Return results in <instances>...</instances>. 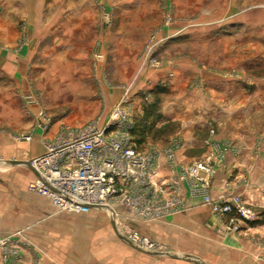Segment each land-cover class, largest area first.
Masks as SVG:
<instances>
[{
	"label": "crops",
	"instance_id": "obj_1",
	"mask_svg": "<svg viewBox=\"0 0 264 264\" xmlns=\"http://www.w3.org/2000/svg\"><path fill=\"white\" fill-rule=\"evenodd\" d=\"M42 9L43 0H0V93L4 94L0 102V124L4 126L0 129V157L12 162L16 160L18 165L41 153L44 143L51 141L63 129L49 124L48 116L39 120L35 114L31 132L19 135L13 130L12 79L25 76L36 53L45 54L40 49L35 52L41 36L39 30L46 22L43 21ZM53 26L54 21L50 18L48 28ZM73 48L77 50L76 45ZM64 51L67 53L65 49L52 48L48 53L63 57ZM172 51L164 54L165 58H160L168 60L164 65L157 68L145 66L138 76L136 95L138 98L146 95L144 98L150 103L151 99L155 100L151 96L155 93L151 91L153 87L165 86L162 93H155L167 96L158 103V122L173 121L180 126L181 159L191 160L206 151L209 143L213 142L230 141L238 146L239 154L227 152L218 164L210 191L214 196L240 194L257 213L255 223L249 226L241 224L242 229L237 233L222 231L220 222L209 208L199 200L190 199L185 211L134 222L144 234L167 247L160 253L148 252L126 242L103 209L91 208L88 212L78 213L56 211L46 198L29 192L26 187L33 173L28 167L26 180L20 178L14 182L17 196L12 198L15 197L18 212L11 216L0 212V234L20 232L27 241L32 237L38 245L36 248H23L19 264H205L206 251L202 248L205 240L212 242L219 255L230 261L251 263L246 253L254 248L251 234L255 231L264 233V149L257 155L253 153L256 138L251 132L254 111L264 107V79L253 87V83L246 79L223 78L216 72L202 73L200 66L189 63L185 54H181L178 60ZM134 54L124 53L123 60L132 61ZM190 73L198 75L201 88L186 87L192 77ZM5 78L8 82L1 90ZM20 94L24 100L19 103L21 107L17 115L22 120L28 117L31 100L23 88ZM121 94L117 91L110 97L106 95L107 103ZM21 135H30V138L24 139ZM30 195L33 196L31 202ZM0 264L14 262L3 261L0 256Z\"/></svg>",
	"mask_w": 264,
	"mask_h": 264
},
{
	"label": "rangeland",
	"instance_id": "obj_2",
	"mask_svg": "<svg viewBox=\"0 0 264 264\" xmlns=\"http://www.w3.org/2000/svg\"><path fill=\"white\" fill-rule=\"evenodd\" d=\"M41 14L47 26L45 22L39 30L41 36L35 52L40 49L45 54L36 53L25 76L12 79L13 130L19 135L31 132L35 114L39 120L48 116L49 124L57 128H64L66 124L79 127L90 121L101 123L126 92L133 121L141 123L138 132L132 133L138 148L166 145L180 136V126L173 121L158 122L160 116L152 114L158 108H145L146 95L138 98L135 89L145 66L164 65L168 60L160 58H165L163 55L171 50L178 60L185 54L189 63L200 66L202 73L216 72L223 78L246 79L253 87L264 79V0H43ZM50 18L54 21L53 28H48ZM52 48L65 49L67 53L64 51L63 57L48 53ZM123 52L135 53L134 59L124 61ZM191 74L186 87L201 88L198 75ZM6 82L5 78L1 90ZM21 88L28 91L31 100L28 117L22 120L17 115L19 103L24 100ZM117 91L122 92L120 97L107 103L106 95L110 97ZM151 96L157 104L167 97L155 93ZM3 99L4 94L0 93V102ZM155 100L151 99L150 103ZM253 115L251 132L256 141L252 149L257 155L264 149V107L255 110ZM3 127L0 124V129ZM220 143L238 147L230 141ZM204 152L191 160L202 157ZM19 164L23 165L0 157V212L6 216L18 212L15 197L12 198L17 196L14 182L20 178L26 180L30 168L28 164ZM29 198L31 202L33 196ZM104 213L117 230L112 214L107 210ZM135 221L132 225L143 233ZM251 235L254 248L246 251L252 260L250 264H262L264 233L255 231ZM28 243L32 248L38 247L32 237ZM202 248L206 251L205 264H237L219 255L208 240Z\"/></svg>",
	"mask_w": 264,
	"mask_h": 264
},
{
	"label": "built area",
	"instance_id": "obj_3",
	"mask_svg": "<svg viewBox=\"0 0 264 264\" xmlns=\"http://www.w3.org/2000/svg\"><path fill=\"white\" fill-rule=\"evenodd\" d=\"M125 92L103 122L65 126L41 153L27 158L33 177L27 190L46 198L56 211L88 212L85 204L104 205L118 233L134 247L148 252L167 248L138 231L134 220H154L185 211L188 200H199L220 222L219 229L237 232L241 223L257 219V213L238 193L212 195L211 180L227 152L238 153L229 143H209L202 157L180 158L179 137L164 146L143 150L135 143L133 116ZM29 139L30 135H21ZM71 199H70V198ZM28 241L20 232L0 234L3 261L19 264Z\"/></svg>",
	"mask_w": 264,
	"mask_h": 264
},
{
	"label": "trees",
	"instance_id": "obj_4",
	"mask_svg": "<svg viewBox=\"0 0 264 264\" xmlns=\"http://www.w3.org/2000/svg\"><path fill=\"white\" fill-rule=\"evenodd\" d=\"M165 90V88H162V87H159L158 86V88L156 87V88H153V90H151V91H153V92H155V93H159V92H162V91H164ZM147 105V106H146ZM157 106V107H156ZM144 107L145 108H151L152 110H153V108H158V104H157V101L155 100L154 102H152V103H148V104H144ZM146 109V110H147ZM150 109V110H151ZM151 110V111H152ZM154 113V117H158V112H157V109H155V110H153L152 111V114ZM139 125H141V123L138 121V123H137V121L135 120L134 121V126H133V129H132V133L134 134V133H136V132H138V130L137 129H139ZM255 221V220H254ZM252 223V222H251ZM254 223V222H253Z\"/></svg>",
	"mask_w": 264,
	"mask_h": 264
},
{
	"label": "water",
	"instance_id": "obj_5",
	"mask_svg": "<svg viewBox=\"0 0 264 264\" xmlns=\"http://www.w3.org/2000/svg\"><path fill=\"white\" fill-rule=\"evenodd\" d=\"M13 161H15V162H18V161H16V160H13ZM23 162H25V161H23ZM25 164H28L27 162H25ZM70 198V197H69ZM71 199V198H70ZM78 204H80V205H82V206H88V207H90V208H107L106 206H104V205H97V204H85V203H82V202H79V201H76ZM135 248H137V247H135ZM137 249H140V248H137ZM140 250H142V249H140Z\"/></svg>",
	"mask_w": 264,
	"mask_h": 264
}]
</instances>
